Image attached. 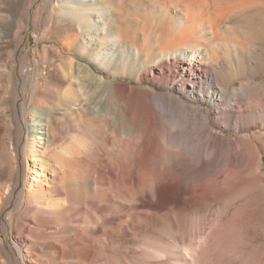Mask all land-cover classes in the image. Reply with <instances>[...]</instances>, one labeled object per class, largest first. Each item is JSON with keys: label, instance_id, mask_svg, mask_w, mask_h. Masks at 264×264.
Returning <instances> with one entry per match:
<instances>
[{"label": "bare ground", "instance_id": "6f19581e", "mask_svg": "<svg viewBox=\"0 0 264 264\" xmlns=\"http://www.w3.org/2000/svg\"><path fill=\"white\" fill-rule=\"evenodd\" d=\"M54 1L48 33L97 52L55 48L62 69L43 73L23 59V100L2 66L0 210L13 203L2 228L17 240H0V264H264V133L231 138L264 128V0ZM0 2L22 14V0ZM133 4L151 17L128 33ZM18 25L0 10V45ZM249 73L243 93L229 87Z\"/></svg>", "mask_w": 264, "mask_h": 264}, {"label": "rangeland", "instance_id": "374dc122", "mask_svg": "<svg viewBox=\"0 0 264 264\" xmlns=\"http://www.w3.org/2000/svg\"><path fill=\"white\" fill-rule=\"evenodd\" d=\"M21 11L22 14L14 15L12 12V9L7 8V5L5 3L0 2V10H5L10 15L12 13V16L17 19L19 22V25L10 30L8 33L7 39L4 44L0 45V71L2 70L3 64L7 62L9 69L12 70L14 76L11 78L13 81H16V94L18 95V98L20 100H23V95L21 91V82L17 81V75L16 73L21 69V62L23 59H26L28 62V65L30 66V69L34 67L35 64L39 66L40 73L51 71L54 69H62L60 61L53 55V50L56 48L58 49V52L60 55L64 57H72L75 60L79 62H88L91 61L90 56H93L97 51L94 49V47H91L90 50H86L85 47L81 44V35L80 33H77L75 35L70 34L71 36L64 37L63 35L58 36H51L48 31L52 28V24L48 22L50 20V16L47 15L49 9L56 6V2L54 0H22L21 4ZM129 16L134 18L139 22V24H136L132 20L130 21L128 18V15H126L125 18V26L124 30L128 33L137 30L139 26L142 23L147 24L149 22L151 14L149 12L143 11L141 8H139L136 4H133L131 13H127ZM134 17H133V16ZM5 31L4 29L0 28V32ZM224 38L227 39V41H230L229 36L223 35ZM86 41H89V39H85ZM72 42V53L66 51L63 49V46L65 43ZM78 45L82 46L80 49L77 47ZM74 52H77L81 55V57L76 56L73 54ZM241 61L243 64V67L247 68V72H249V68L253 66L251 64L250 58L248 55L241 56ZM90 66L94 69L95 67L90 64ZM98 74L103 75L107 78V76L98 70H96ZM197 77H199L197 75ZM201 83H206L207 79L212 78V76L207 75L206 77H201ZM264 78V75L259 76V80H262ZM5 77L2 75L0 77V117L5 119L6 121L10 120L11 113H12V106H10L7 103V99H9V95L5 92ZM115 82H127L128 84H131L132 87L138 86V87H149L157 91L159 94L164 95L165 93L169 92L168 90H164L161 88H156L149 84L148 82L142 81L138 84H135L132 82L131 79H125V78H118L113 80ZM254 81L252 80V76L247 74L243 78L236 79L231 86H229L231 89L239 90L240 93H243V89H245L247 86L251 85ZM198 85L200 84L197 82ZM178 85L174 88L173 91H170L175 96H179L182 99L183 96L181 94V91H178L177 89ZM199 87V86H197ZM187 102L186 100H184ZM190 103L191 102H187ZM209 99H206L204 104H198V106L202 108H207L210 111L211 116L213 117L214 107L209 106ZM194 104V103H192ZM226 101L221 102L220 106L222 108H226ZM252 128H248L247 130L237 131L236 135L231 136V138L236 139L237 137H247L251 138L254 136L259 135L260 133H264V128H260V126H254L251 124ZM218 130V128H215ZM241 129V128H240ZM65 138H63L59 143L63 142ZM166 165L167 162H164ZM46 175V174H45ZM48 177V176H47ZM23 189L22 183H18L15 188V194H18ZM13 203L7 205L6 207H3L0 210V240H4V244L8 251H10V247L15 245L16 242V235L7 236L3 231V224L6 220V215L8 211L11 209ZM198 231V232H197ZM200 230H195L192 232V236H190V240L194 242H198L201 237ZM196 233V234H195ZM127 237L123 233L121 234V240L118 242V248L119 250H126L129 248V245L126 242ZM259 242L264 243V238H262ZM21 261V260H20ZM17 262L14 259H11L9 263H3L1 264H22L21 262ZM175 264V263H174Z\"/></svg>", "mask_w": 264, "mask_h": 264}]
</instances>
